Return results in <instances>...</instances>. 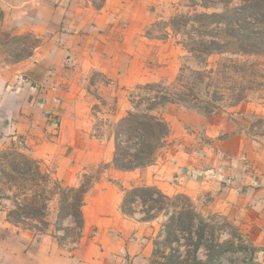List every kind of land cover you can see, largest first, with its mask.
I'll return each mask as SVG.
<instances>
[{
	"label": "rangeland",
	"instance_id": "374dc122",
	"mask_svg": "<svg viewBox=\"0 0 264 264\" xmlns=\"http://www.w3.org/2000/svg\"><path fill=\"white\" fill-rule=\"evenodd\" d=\"M144 4L156 7L157 15L147 18L136 9L132 19L113 17L120 24L113 21L106 35L85 34L83 61L71 54L69 66L40 67L41 76L30 84L56 96L60 104L51 121L58 132L67 128L69 140L79 134L81 140L83 132L91 140L113 141L109 164L124 170L126 181L114 176L111 187L133 216L160 223L155 249L162 264H253L263 249L253 241H259V229L251 240L236 227L240 213L228 218L223 212L241 205L242 221L259 220V193L253 196L259 182L237 184L235 168L241 173V162L256 172L251 166H259L264 0H147L140 8ZM40 40L45 38L33 33L13 35L4 51L24 62ZM24 69L33 73L29 63ZM223 157L232 161L222 163ZM6 160L0 162V191L18 197L9 218L61 244L77 240L85 196L109 165L97 162L81 185L67 186L50 165H36L29 156ZM175 183L187 193L164 196L159 185L168 190ZM197 190L231 196L219 197L220 212H212L211 195L189 196ZM64 217L72 225L63 226Z\"/></svg>",
	"mask_w": 264,
	"mask_h": 264
},
{
	"label": "crops",
	"instance_id": "0c3cea01",
	"mask_svg": "<svg viewBox=\"0 0 264 264\" xmlns=\"http://www.w3.org/2000/svg\"><path fill=\"white\" fill-rule=\"evenodd\" d=\"M146 1L103 0L97 5L95 0H0V162L5 164L9 157L29 156L36 165H50L53 171L48 172L67 186L81 185L88 168L97 162L109 165L94 178L85 196L86 204L78 224L79 238L69 244H61L53 237L41 234V231L35 232L34 227L31 229L22 226L19 221H12L9 214L15 208L14 199L18 197L13 195L14 191H0V264H162V255L155 249L160 223L133 216L131 211L120 205L119 191L115 195L111 187L110 178L114 176L123 183L126 181V172L109 164L115 151L113 141L91 140L83 132L81 140L80 134L75 138L70 136L73 139L69 140L67 128L63 127L58 132L51 121L60 104L56 102V96L52 91L30 84L33 78L41 76L40 67L45 70L65 67V63L69 66L71 54L83 61L87 45L85 34L92 35L103 30L102 34L105 32L106 35L114 25L113 21L120 24L119 18L113 17L128 16L132 19L136 9L140 13L144 11L147 18L156 16V7L144 4L140 8ZM94 12L98 15L92 16ZM24 33H33L38 39L42 37L45 40L37 43L27 61L9 59L4 47L10 37ZM118 50L116 47L114 53ZM26 63H29L32 74L25 72ZM255 151L252 153L256 155ZM256 158H259V166H251L256 172L250 171V167L241 162L238 165L243 166V171L240 173L236 167L235 172L237 184L248 178L253 179L251 183L259 182V192H253V196L259 193V220L255 221V225L242 221L244 208L241 205L237 208L227 206L223 213L231 218L235 210V218L239 212L236 227L246 232L251 240L256 238L259 229V241H253L259 242V247L264 250V137L259 138ZM224 159L226 163L232 161L228 157L219 161L225 163ZM189 169L190 174L195 176L191 172L194 168ZM173 187L167 190L159 185L166 197L187 193L177 183ZM211 191L208 194L197 190L189 196L211 195L209 209L220 212L217 201L222 199L219 197L231 195L220 196L219 191ZM228 197L225 199L227 203L230 200ZM54 214V220L48 224L51 229L55 226L52 222L59 219V213L56 211ZM61 222L63 226L73 223L66 217ZM162 239L160 237L159 240L162 242Z\"/></svg>",
	"mask_w": 264,
	"mask_h": 264
},
{
	"label": "built area",
	"instance_id": "2783aa9c",
	"mask_svg": "<svg viewBox=\"0 0 264 264\" xmlns=\"http://www.w3.org/2000/svg\"><path fill=\"white\" fill-rule=\"evenodd\" d=\"M249 259H247V262ZM251 261H253V264H264V251H259V258L254 257Z\"/></svg>",
	"mask_w": 264,
	"mask_h": 264
},
{
	"label": "trees",
	"instance_id": "16d2710c",
	"mask_svg": "<svg viewBox=\"0 0 264 264\" xmlns=\"http://www.w3.org/2000/svg\"><path fill=\"white\" fill-rule=\"evenodd\" d=\"M81 190H82V189H81ZM84 193H85V191H84V192H82V200H83Z\"/></svg>",
	"mask_w": 264,
	"mask_h": 264
}]
</instances>
